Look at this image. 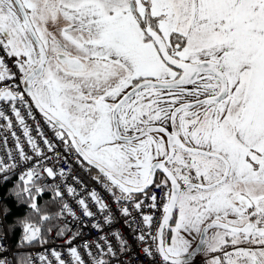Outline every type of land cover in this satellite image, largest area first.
I'll return each mask as SVG.
<instances>
[{
	"label": "snow or ice",
	"instance_id": "obj_1",
	"mask_svg": "<svg viewBox=\"0 0 264 264\" xmlns=\"http://www.w3.org/2000/svg\"><path fill=\"white\" fill-rule=\"evenodd\" d=\"M197 262L264 264V0H0V264Z\"/></svg>",
	"mask_w": 264,
	"mask_h": 264
},
{
	"label": "built area",
	"instance_id": "obj_2",
	"mask_svg": "<svg viewBox=\"0 0 264 264\" xmlns=\"http://www.w3.org/2000/svg\"><path fill=\"white\" fill-rule=\"evenodd\" d=\"M97 190L99 191V189H97ZM73 207L75 208L76 205L73 204ZM114 230L121 231V233L124 235V237L129 240L130 246L132 245V237H131V235L129 234V232H128V230L126 228H123L119 223H117ZM84 236H85V239H88V238L95 239L96 236H97V233L94 230L89 232L88 229H85L84 230ZM56 243L57 244H63L64 241L63 240H57ZM30 253L34 254V250H27L26 255L30 254ZM197 264H199V262H197Z\"/></svg>",
	"mask_w": 264,
	"mask_h": 264
},
{
	"label": "trees",
	"instance_id": "obj_3",
	"mask_svg": "<svg viewBox=\"0 0 264 264\" xmlns=\"http://www.w3.org/2000/svg\"><path fill=\"white\" fill-rule=\"evenodd\" d=\"M47 199H48V197H46L45 200H42L41 203L42 204L45 203L47 201ZM19 212L22 213L23 212V209H20ZM13 239H15V237H13ZM26 252L24 253L25 255H26Z\"/></svg>",
	"mask_w": 264,
	"mask_h": 264
}]
</instances>
